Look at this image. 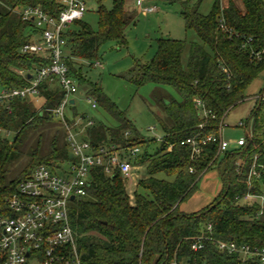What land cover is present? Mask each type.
Instances as JSON below:
<instances>
[{
  "label": "trees",
  "instance_id": "1",
  "mask_svg": "<svg viewBox=\"0 0 264 264\" xmlns=\"http://www.w3.org/2000/svg\"><path fill=\"white\" fill-rule=\"evenodd\" d=\"M128 1L114 0L110 12L100 7L98 32L82 21L73 24L77 31L71 27L66 31V63L70 77L80 87L86 85L83 61L89 65L99 62V49L107 42L126 43L127 27L141 14L130 13ZM201 1L180 2L186 31L193 30L201 41L189 45L187 67L182 64L186 41L161 39L155 57L131 78L138 88L153 84L171 88L180 97L176 100L168 95L159 100L164 117L157 118L165 136L154 153L148 151L150 142L131 136V123L125 113L97 85L91 84L85 93L117 126L95 124L84 139L94 150L109 144L122 149L140 148L133 163L138 168L145 167L146 176L137 180L131 199L129 180L118 170L111 176L103 168L91 170L88 196L73 202L70 212L83 264H170L174 257L189 258L197 264H241L238 256L221 253L217 243L264 248V217L257 218L260 207H242L236 202L237 197L248 192L264 194V172L260 181L249 183L255 163L264 171V125L259 121L264 99L255 98V108L243 127V146L218 155L217 145L209 143L200 157L193 158L191 148L182 145L197 134L217 135L221 121L248 98L247 89L264 71V0H240L243 9L232 0L225 8L215 0L206 16L199 12ZM26 7H38L52 17H58L64 9L62 0H0V90L26 87L30 77L47 64L41 56L20 53L21 47L38 35L34 24L19 14ZM221 20L226 25L225 32L220 29ZM41 91V104L30 98L17 99L11 105L12 114L0 105L1 214L7 213V199L17 193L20 183L31 177L36 166L57 169L56 161L67 156L54 135L47 151L38 142L28 153L30 161L25 168L7 180L10 163L22 155L24 138L50 126L47 109L57 106L63 97L57 83L44 82ZM196 100L202 103L206 117L200 114ZM77 115L73 107L72 117ZM4 132L10 133V138ZM213 168L221 183L217 197L197 212H182L181 204L195 194L203 175ZM7 215L11 216L9 212ZM209 224L211 231L207 230ZM200 236L208 240L202 251L194 252L192 243Z\"/></svg>",
  "mask_w": 264,
  "mask_h": 264
},
{
  "label": "built area",
  "instance_id": "2",
  "mask_svg": "<svg viewBox=\"0 0 264 264\" xmlns=\"http://www.w3.org/2000/svg\"><path fill=\"white\" fill-rule=\"evenodd\" d=\"M62 4L64 9L58 17H52L38 7H26L19 11L22 19L31 21L38 31L31 42L21 47L20 53L41 56L47 60V64L30 77L26 87L0 90V105L5 106L8 114H12L11 105L17 99L30 98L38 104L41 102V85L44 82L52 85L57 83L63 97L57 106L47 109V113L51 120L62 125L74 158L68 170L51 169L44 164L36 166L31 177L20 183L17 193L7 199V213H0V264H83L76 234L70 224V212L73 202L88 196L91 170L103 168L107 176L118 170L130 182L138 178L139 168L133 161L139 156L140 148L122 149L121 146L109 144L94 150L84 139L87 133H83L94 127V121L86 116L72 117V109L77 103L75 96L80 94L81 89L78 82L69 75L65 33L74 23L82 21L87 8L81 0H62ZM136 7L145 16L158 11L157 6L146 5L144 0H136ZM220 29L227 31L223 20L220 21ZM97 66H100V62L94 63V67ZM20 74L25 75L24 72ZM81 94L92 109L98 108L92 98ZM259 98L264 99V91ZM196 105L201 109L200 114L206 117L207 112L202 103L196 100ZM80 122L83 123V129L78 131ZM227 127L223 119L217 135L202 137L197 134L183 141L182 145L191 148L193 158L200 157L209 143L217 145L218 155L243 146L244 137L234 142L224 139L223 132ZM4 135L8 137L10 133L4 132ZM171 149L172 146L169 151ZM263 172L255 163L249 173V183L260 181ZM71 197L75 198L74 201ZM236 202L242 207L259 206L257 218L264 217V194L248 192L237 197ZM8 212L11 216L7 215ZM207 230H212L211 224ZM207 240L205 236L196 238L192 250L202 251ZM217 249L221 253L238 256L241 264H264V248L218 242ZM170 264L197 263L189 258L174 257Z\"/></svg>",
  "mask_w": 264,
  "mask_h": 264
},
{
  "label": "rangeland",
  "instance_id": "3",
  "mask_svg": "<svg viewBox=\"0 0 264 264\" xmlns=\"http://www.w3.org/2000/svg\"><path fill=\"white\" fill-rule=\"evenodd\" d=\"M85 3L87 11L84 14L82 22L92 31L98 32L99 29V9L102 7L110 12L114 7V0H81ZM148 5H155L159 10L145 16L138 14L136 0L128 1L130 13L137 15L135 22L131 23L126 29V43L117 44L107 42L99 49L100 66L94 67L88 62H82L83 75L86 79V85L80 87V94L75 96L77 105L84 111H87L94 119L97 125L116 127V121L107 114L101 107L92 109L81 93L88 92V87L97 85L102 92L114 102L119 110L125 113L126 118L131 123L128 131L132 137L150 142L148 151L154 153L161 145V139L165 133L157 117H164L163 110L159 100L165 96H170L179 100L178 94L171 88L159 87L153 84H147L143 87H136L131 78L139 69L149 63L156 55L158 50V41L161 39H173L186 41L187 47L182 56L183 67H187L189 58V45L191 43H200V39L193 30L186 31L183 18L181 16L180 2L184 0H144ZM198 0H193L196 3ZM230 0H220L221 6L225 8ZM238 7L243 9L240 0H232ZM215 0H202L199 12L206 16L213 7ZM131 9V10H130ZM72 30H78L76 24L71 26ZM80 62V61H79ZM96 63V62H95ZM92 66V67H91ZM264 91V71L251 83L246 91L248 97L243 103L232 108L225 123L228 125L224 129L223 137L226 141L234 142L241 137H245V129L251 111L255 108L256 100ZM32 100V99H30ZM43 101L40 102V104ZM84 102V103H83ZM39 104V103H38ZM259 121L264 125V108L259 114ZM242 124V126H239ZM150 129H154L150 131ZM252 123L248 125V132H252ZM13 135V134H12ZM57 136L59 141L65 147L67 156L63 160L58 159L57 167L68 170L73 162V154L66 143V132L62 125L52 120L50 126L40 128L39 131H33L24 138L21 143L20 153L22 155L9 166V175L7 180L14 179L28 164L30 157L28 153L31 148H36L37 143H41V149L47 151L53 136ZM11 134L8 136L10 138ZM140 173L134 181L128 182L127 191L131 199H134L137 180L146 176L145 167L139 168ZM161 179H167L164 175L158 176ZM172 180V179H167ZM220 190V180L215 168L210 169L201 178L198 189L195 194L181 205V210L185 212L196 211L208 204L217 196Z\"/></svg>",
  "mask_w": 264,
  "mask_h": 264
},
{
  "label": "crops",
  "instance_id": "4",
  "mask_svg": "<svg viewBox=\"0 0 264 264\" xmlns=\"http://www.w3.org/2000/svg\"><path fill=\"white\" fill-rule=\"evenodd\" d=\"M146 5H148V4H146ZM131 10V9H130ZM158 10H159V8H158ZM84 103V102H83ZM76 108H77V112H78V117H90L93 121H94V119L92 118V116H90V114H88V112L87 111H84V110H82L81 108H79L78 107V105H77V103H76ZM96 124V123H95ZM83 129V123L82 122H80V124L77 126V130L78 131H81ZM88 131V130H87ZM87 131H84L83 133H87ZM220 190H221V183H220ZM220 190H219V192H220ZM219 192H218V194H219ZM217 194V195H218ZM217 197V196H216ZM215 197V198H216ZM214 198V199H215ZM213 199V200H214ZM190 200V199H189ZM187 202V201H186ZM212 203V202H211ZM183 204V203H182ZM181 204V205H182ZM209 205V204H208ZM208 205H206V206H208ZM206 206H204V207H206ZM204 207H202V208H204ZM202 208H200V209H198V210H196V211H193V212H185V211H183V210H181V206H180V210L182 211V212H184V213H194V212H197V211H199V210H201Z\"/></svg>",
  "mask_w": 264,
  "mask_h": 264
},
{
  "label": "water",
  "instance_id": "5",
  "mask_svg": "<svg viewBox=\"0 0 264 264\" xmlns=\"http://www.w3.org/2000/svg\"><path fill=\"white\" fill-rule=\"evenodd\" d=\"M72 103H73V101H72ZM74 199H75L74 197H71V200H72V201H74ZM29 254H30V253H28L27 256H29Z\"/></svg>",
  "mask_w": 264,
  "mask_h": 264
}]
</instances>
